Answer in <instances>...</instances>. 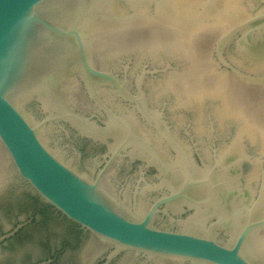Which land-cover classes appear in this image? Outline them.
Returning a JSON list of instances; mask_svg holds the SVG:
<instances>
[{"label": "water", "instance_id": "95a60500", "mask_svg": "<svg viewBox=\"0 0 264 264\" xmlns=\"http://www.w3.org/2000/svg\"><path fill=\"white\" fill-rule=\"evenodd\" d=\"M122 3L131 5L135 0H0V228L10 226L13 213L25 216L32 207L28 194L36 192L68 219L97 236L92 237L94 242L113 245V255L136 252L194 264H264L261 256L256 262L244 251L252 236L264 230V185L256 199L251 195L247 205L236 207L241 211L233 215L236 234L230 244H222L211 228L204 233L168 231L155 227L153 219L162 203L177 198L197 206L205 203L186 194L191 187L208 184L209 202L216 191L224 188L211 181L223 180L230 186L238 176L240 179L239 174L233 177V172L221 168L195 179L185 164L181 189L160 199L142 215L106 192L100 179L91 181L72 168L43 141L41 133L53 124L62 126L63 122L73 124L78 120L101 129L75 113L72 106L71 110L63 106V89L78 76L87 83L90 96L108 112L111 111L99 100L94 85H116L124 95L135 99L116 75L97 69L90 55V40L94 37L90 31L107 15L121 13ZM217 54L241 75L264 81V9L233 25L219 41ZM48 93L60 97L59 107L45 108L40 95ZM30 100L40 103L43 116L39 121L29 120L19 106ZM122 147L123 144L114 151L111 160ZM110 164L111 161L99 177ZM55 221L60 230L69 227L62 218ZM17 230L2 235L0 242ZM61 241L62 236L54 243ZM0 262L24 264L21 248L0 246Z\"/></svg>", "mask_w": 264, "mask_h": 264}, {"label": "flooded vegetation", "instance_id": "af4514ba", "mask_svg": "<svg viewBox=\"0 0 264 264\" xmlns=\"http://www.w3.org/2000/svg\"><path fill=\"white\" fill-rule=\"evenodd\" d=\"M95 66L116 75L135 99L124 95L116 85H94L99 100L111 111L108 112L90 96L84 80H81L79 87L70 89L69 97L73 99L74 112L94 122L101 130L107 128L109 120L114 119L116 122L119 118L116 123L119 133H111V130L110 134L104 136L83 132L71 122L51 126L45 134L48 145L58 151L63 161L72 168L91 181L100 179V185L106 192L121 200L129 209H137L140 214L146 215L157 201L181 189L185 182V164L189 165L188 169L195 179L206 177L213 169L219 171L222 168L230 173L235 167L237 162L234 163V159L230 162L222 161V148L219 149L213 132L207 139L209 142L206 135L202 141L200 135L193 134L190 128H184L183 124L170 116L166 104L152 100L154 97L148 86L150 80L142 81L130 76L129 69L115 71ZM147 68L146 75L158 71L156 69L153 72ZM122 144L124 147L111 160L114 151ZM245 159V156L243 160L240 158V173L243 172ZM109 161L111 164L108 169L99 177ZM173 172L179 174L178 180L168 181V174ZM211 183L218 187H228L223 180ZM204 188L206 191L202 194L197 192ZM187 192L192 200L205 203L197 206L185 198L162 203L154 215L153 225L176 232L185 231L189 226L204 231L211 228L214 237L222 244H227L216 237L217 232H220L232 239L230 233L222 227V223L229 217L225 202L222 199L216 202L219 192L216 191L209 202L208 184L191 187ZM27 198L31 199L30 211L25 216L13 213L10 226L0 228V237L18 228L13 235L0 242V246L20 247L24 264H194L177 258L153 257L136 252L113 255V245L94 242L92 237L97 236L68 219L36 192L35 195L28 194ZM215 204L219 210L221 208V216L204 211ZM198 208L203 214L200 218H197ZM55 218H62L69 223V227L60 230ZM60 236L62 241L54 243Z\"/></svg>", "mask_w": 264, "mask_h": 264}, {"label": "rangeland", "instance_id": "374dc122", "mask_svg": "<svg viewBox=\"0 0 264 264\" xmlns=\"http://www.w3.org/2000/svg\"><path fill=\"white\" fill-rule=\"evenodd\" d=\"M201 1L203 3L204 0ZM207 1L205 0L204 6H206ZM241 1L245 7L242 16H236L230 22L221 24L217 29H213L211 26H207L209 28H203L202 26V29L192 28L193 30L182 28L176 21H166L159 18L155 12L156 0H135V3L131 5L122 3L121 13L107 15L90 31L89 35H94L90 40V55L94 65L115 71L129 69L128 74L130 76L142 81L150 80L151 83L148 86L151 89V96L154 97L152 100L166 104L170 116L183 124L184 128H190L193 134L200 135L202 141L205 140L203 138H206V136V140L210 138L213 132L217 143H219V149L225 150L222 156L228 153L226 150L236 140L241 127H250L251 124L255 127L258 126V128L261 126L257 130L258 133L254 137L253 144L247 138L242 139V142L240 139L243 149L246 146V149H244L246 159L244 160L243 172L239 175L242 176L241 179L243 180L248 179L254 167L253 165L257 166V181L251 182L252 190L249 188V192L256 199L259 196L261 186L264 185V163L261 164V160L264 162V150L262 151L264 146V81L241 75L225 65L217 54L219 41L233 25L264 9V0ZM134 6L136 7L134 8ZM200 6L198 9L202 10ZM98 35H106L107 38L114 36V40L117 37L119 41L115 40V43L113 38L111 40L106 39L105 44L107 46L103 43V48L99 46L97 52L95 44L98 41ZM110 41H113L114 44H111ZM108 42H110L111 47ZM146 68L151 69L153 72L156 69L158 71L155 74L146 75ZM81 80L78 76L76 81H72L71 86L73 88L79 87ZM224 81H227L231 86L230 89L234 98L231 99V104L229 100L226 105L219 98L222 90L221 95L224 94L223 87L225 86H222L221 90L218 84L224 85ZM243 88L250 92L247 93ZM233 89H236L234 90L235 93ZM225 90L228 92L229 89L226 88ZM246 93L247 96L249 93L250 95L243 97ZM209 95L215 97V99L210 98ZM240 95L243 96L240 97ZM237 97L240 100H237ZM241 99H243V102H241ZM244 100L246 101L244 102ZM220 105H223L226 109L229 108L228 111L231 113L229 119H225L222 124L215 115ZM19 106L29 120L36 122L42 119L43 110L40 103L35 100L23 101ZM241 113L242 115H240ZM50 128L51 126H47L41 133L43 141L47 144L45 134L48 133ZM251 178H253L252 174ZM262 207L264 208V204ZM261 211L264 212L263 209ZM187 230L204 233L203 229L195 226H189ZM259 235L263 236L264 230L260 231ZM216 237L227 244L232 241L224 233L217 232ZM244 251L258 262V256L253 254L254 252H252L249 244L245 246Z\"/></svg>", "mask_w": 264, "mask_h": 264}, {"label": "bare ground", "instance_id": "6f19581e", "mask_svg": "<svg viewBox=\"0 0 264 264\" xmlns=\"http://www.w3.org/2000/svg\"><path fill=\"white\" fill-rule=\"evenodd\" d=\"M204 2H205V0L203 1V3H202L201 0H159V1L156 2L157 5H156L155 12H156V15L159 18L164 19L166 21H168V20L176 21L177 24H179L182 28H185V29H189V28L190 29H192V28L200 29L202 26H203V28H209L211 26V28L217 29V28H219V26L221 24H225L227 22H230L236 16H242L243 13H244V10H245V7L242 5V1L241 0H208L206 6L203 5ZM201 3H202L203 6L201 5ZM199 6H200V8L202 7V10L198 9ZM135 7L136 6H134V8ZM143 15H144V13H143ZM139 18H140V16H139ZM190 24H192V25H190ZM207 26H209V27H207ZM220 30H221V28H220ZM112 38L114 40V36H112ZM112 38H110V36L107 38L106 35H98L97 43L95 41V43H96L95 44L96 45V49L95 50L97 51L99 49V46H100V48H103V43L105 44V41H107L106 39H110L111 40ZM115 38H116L115 39L116 41H119V40H117L118 39L117 37H115ZM116 41H115V43H116ZM110 42H108V44H110ZM111 44H114L113 41L111 42ZM111 44H110V47H111ZM150 45H151V43H150ZM144 50H145V48H144ZM103 51H105V50H103ZM153 51H154V49H153ZM72 81H76V79L75 80L72 79L70 81V83L66 84V86L63 89L64 92H63V95H62V97H63V106L66 109L68 108L70 110L72 109L71 106L74 103L73 99L71 100V96L69 97L70 89L73 88L71 86ZM221 82H223V81H221ZM223 84L224 85L218 84V86H219V88H221L222 86H225V87H223L224 94L221 95V92L223 91L222 88H221L222 91L221 92L219 91L221 96L219 94H217V95H219V98H220L221 101H224L225 105H226V103L229 100H230L229 102L231 104L232 103L231 99H234L233 98V94H232L231 89H230L231 86H229V83L227 81H224ZM69 86H71V87H69ZM216 86H217V84H216ZM245 87H247V86H245ZM215 88L217 89V87H215ZM226 88H227V90L229 89L230 91L228 90V92H226V90H225ZM244 89L245 88H243V90ZM250 89H251V87H250ZM250 89H248V90H250ZM234 90H236V89H233V92L235 93L236 91H234ZM210 91H213V90H210ZM244 91H246V90H244ZM259 91H261V90H259ZM246 92L248 93L250 91H246ZM263 92H264V90H263ZM247 93L245 95L243 94L244 96L240 95V97L241 96H243V97L247 96ZM57 95H59V92H57ZM57 95H54V93L53 94L52 93L51 94L48 93V94L40 95V97H42L41 100H43L45 108H48L49 106L57 108V107L60 106L59 104H57V103L61 104V102L59 101L60 97H58ZM234 95L236 96V94H234ZM249 95H250V93H249ZM261 95H263V94H261ZM214 96H216V95H214ZM198 97H199V95H198ZM209 97H210V95H209ZM210 98L215 99V97H210ZM217 98H218V96H217ZM243 99H245V98H243ZM243 99H241V102H243ZM237 100H240V99L238 98ZM194 101H196V100H194ZM245 101L246 100H244V102ZM234 102H235V100H234ZM184 103H187V102H184ZM234 106H232V107L234 108ZM228 109L229 108L226 109L223 105H220V107L218 109V112L215 113V115H216L217 119L219 120L220 124H222L225 119H229L231 113L228 111ZM236 112H238V111L236 110ZM239 112H240V110H239ZM240 115H242V113ZM242 118H245V117H242ZM239 119H241V118H239ZM117 121H119V118L116 119V122L114 121V119L109 120L107 128L106 129H102V130L101 129H96V127L93 126L96 129L95 130L92 127H89L86 124H84L83 122L78 121V120H74L73 124L78 126L83 132H88L89 131V132L93 133L94 135L98 134L99 136H104L105 134H110L111 130L113 131L111 133H114V134H116L118 132V128H116L117 127V125H116ZM220 127H222V126H220ZM260 127L259 128H258V126L255 127L252 124L250 125V127L249 126L241 127L240 131L237 134L236 140L233 143H231V145L227 148L226 152H228V153L225 154V156H222V154L224 153L225 150L221 151L220 156H221L222 161H229L230 162L231 160L234 159L233 160L234 163L237 162L235 167H234V169H232L230 171L231 173L233 172V174H232L233 177H236L237 174H239L241 172V167H240L241 160H240V158L243 157L242 160L244 159V154H245V150L244 149H246V146L243 149V145H241L242 143H240V139H241V142H242V139L247 138L249 140V142L253 144L254 143V137L256 136V133H258L257 130L260 129ZM259 132H260V130H259ZM263 142H264V140H263ZM263 150H264V146H263L262 151ZM253 166L254 167L251 170V174H252L253 178H251V174H250V177H249L250 180H249V178L245 179V180H243V179L241 180V177H240V179L238 177V179H235V181H232L233 182L232 185H230L228 187H225L223 189L221 188L220 192L216 195L217 196L216 202L220 201V199H222V201H224L225 204H226L225 208L227 210V216L229 217V219L226 220L224 223H222V227L225 228V230L230 233L232 238L236 234V226H235V222H234V219H233V215L235 214V211H238L239 213H241L240 210H236V207L241 209V206L247 205V203L250 201V197H251V192H249V188L251 189V185H252L251 182L255 181V180L257 181V176H258V174H257V166L255 164ZM168 175L170 176V178L167 179L168 181L174 182L175 180H178V175H179L178 173L173 172V174L170 173ZM205 191H206V189L204 188V189H199L197 192L199 194H202ZM247 195L249 197H247ZM262 204H264L263 201H262ZM204 211L214 212V215H217V216H221V213L223 214V212L221 211V208H220V210L217 208V204L207 207ZM197 212H198L197 218H200L203 215L201 209L198 208ZM193 218H196V216L193 217ZM248 244H249V246H251V250H252V252L255 253L256 256H261L262 258H264V235L260 236V235L254 234L252 236V238L250 239Z\"/></svg>", "mask_w": 264, "mask_h": 264}]
</instances>
